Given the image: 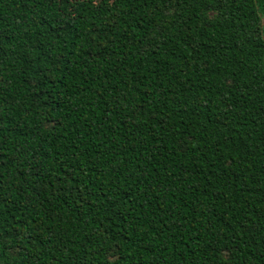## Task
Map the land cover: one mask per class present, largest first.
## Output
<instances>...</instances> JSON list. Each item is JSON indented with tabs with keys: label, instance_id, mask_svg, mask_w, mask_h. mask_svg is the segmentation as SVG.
Here are the masks:
<instances>
[{
	"label": "trees",
	"instance_id": "trees-1",
	"mask_svg": "<svg viewBox=\"0 0 264 264\" xmlns=\"http://www.w3.org/2000/svg\"><path fill=\"white\" fill-rule=\"evenodd\" d=\"M262 27L257 0H0V264H264Z\"/></svg>",
	"mask_w": 264,
	"mask_h": 264
},
{
	"label": "rangeland",
	"instance_id": "rangeland-1",
	"mask_svg": "<svg viewBox=\"0 0 264 264\" xmlns=\"http://www.w3.org/2000/svg\"><path fill=\"white\" fill-rule=\"evenodd\" d=\"M258 6L261 13V22H262V36H264V0H257ZM263 12V13H262Z\"/></svg>",
	"mask_w": 264,
	"mask_h": 264
}]
</instances>
